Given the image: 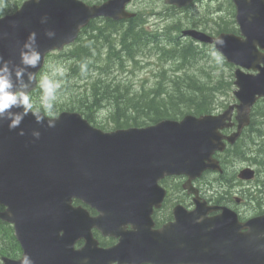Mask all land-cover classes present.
I'll use <instances>...</instances> for the list:
<instances>
[{
  "label": "water",
  "instance_id": "water-1",
  "mask_svg": "<svg viewBox=\"0 0 264 264\" xmlns=\"http://www.w3.org/2000/svg\"><path fill=\"white\" fill-rule=\"evenodd\" d=\"M128 1L87 5L81 0H26L13 14L0 17V56L14 67L22 45L35 32L41 61L30 71L36 80L46 52L73 42L91 18L132 16L125 10ZM165 1L184 6L191 0ZM234 2L243 38L222 33L215 46L226 60L259 71L254 75L235 70L241 127L248 123L257 96H264V56L257 50L264 48V0ZM47 30L55 33L53 38L45 35ZM185 33L212 41L196 30ZM229 114L231 108L217 116L186 115L178 121L110 132L93 127L79 112L45 116L54 127H41L31 114L12 130L0 119V204L6 206L0 217L14 224L23 248L21 259L5 264H21L25 255L33 264H264V215L240 223L235 212L220 207V214L209 217L207 213L219 207L198 197L193 211L177 206L175 221L161 229L152 230L149 217L148 232L140 238L127 239L118 227L124 220L143 217L147 207L138 202L145 196L153 194L151 202L158 205L165 192L157 180L164 174L195 177L203 169L218 168L211 154L224 146L219 129L229 125ZM33 130L40 132L39 138L32 136ZM252 175L248 169L242 172L246 178ZM72 198L101 214L89 217L80 206L71 205ZM92 226L103 234H120V242L111 249L98 248ZM80 238L85 245L75 250Z\"/></svg>",
  "mask_w": 264,
  "mask_h": 264
},
{
  "label": "trees",
  "instance_id": "trees-1",
  "mask_svg": "<svg viewBox=\"0 0 264 264\" xmlns=\"http://www.w3.org/2000/svg\"><path fill=\"white\" fill-rule=\"evenodd\" d=\"M21 1L0 0V15L12 12ZM87 1L99 2L101 0ZM137 20L141 21L142 16L138 15L137 18H130L123 23L110 19L93 20L88 27L82 30V34L77 41L64 50V53L50 54L49 58L52 61L55 57H58L64 62L66 75L63 80L67 79L66 81H81L88 73L96 71L97 67L104 62L101 55L105 53L108 55V63H114L117 60L122 61L126 58L133 59L139 51H143L141 50L142 47L137 44L145 34L146 28L143 23L139 26ZM179 27L178 23H174L175 29ZM168 42H172L173 50H167L166 52H172L175 60L178 61L180 56V63L191 59L188 63L192 66L195 64L194 59L197 55H194L191 43H178L176 39H169ZM81 63L87 64L85 74L80 71ZM173 66L171 76H167L165 80L164 76H161L164 83L157 79V83L151 87V91L144 85L134 89L129 83H126L125 87L112 86L106 81V78L112 77L111 75L104 76V78L96 76L94 79L90 77L85 81L87 84L84 89L79 87L80 91H78L79 88L71 86H68L64 92L59 91L60 94L57 97V101H59L55 104L54 114L62 110H77L91 123L106 127L107 122L99 123L93 113L95 110H106L109 113L108 117L112 122L111 124L115 128L141 126L164 118L177 119L185 112L196 115L209 112L215 91H223L230 84L229 81L222 79V83L221 80L217 82L213 80L212 84L200 82L202 79L196 70H192L188 66L184 72L179 73L177 72L180 67L179 64L174 62ZM41 75H43V72L40 73L39 80ZM192 78H195L198 82ZM217 78L220 79L219 76ZM40 93L38 85L37 89L30 94L37 104L39 102H36L34 98L39 97ZM256 115L264 116V112ZM259 132H263V130H259ZM209 186L214 188L215 192L222 191L223 187L226 188L225 183L215 186L210 183ZM10 232L6 234L9 235V240L10 238L14 240L12 232ZM10 250L13 251V247Z\"/></svg>",
  "mask_w": 264,
  "mask_h": 264
},
{
  "label": "rangeland",
  "instance_id": "rangeland-1",
  "mask_svg": "<svg viewBox=\"0 0 264 264\" xmlns=\"http://www.w3.org/2000/svg\"><path fill=\"white\" fill-rule=\"evenodd\" d=\"M11 1H13V0H11ZM144 5H147L149 7L154 6L156 8V10H158V11L165 9V7L163 6V2L161 0H134L132 5L129 6V9L130 10L131 9L132 10H134V9L138 10L140 7H142ZM11 6H12V4H11ZM217 6H218V4H215V3H213V5H209L206 3L205 4H197L191 10H189L187 13L180 12L179 13L180 19L182 21H186V23L188 22L187 20H189L191 18H194L196 20H200V22L199 21L197 22V25L199 26L198 29H203L207 32L210 31L211 33H215V34H216L215 27L217 26V24L226 23L227 25H230V26H236L234 24H231V23H234V17L231 14V10L228 7L226 8V5H224V6L220 5V7H217ZM216 11H217V13H215ZM205 12H206V15H204ZM209 12H213V14L208 15ZM204 16H206V18ZM181 28H183V26H181ZM144 32H147V31H144ZM169 32H170V35H168V36L171 37L172 34L175 33V29L172 28L169 30ZM99 41H102V40H99ZM199 47H205V46L200 45ZM169 48H171V45L169 46ZM206 48L202 49L203 53H205L204 59L201 60L200 58H198L197 62L194 64L193 69L197 70V72H200V73L202 72V69H203L206 73L210 72L212 76H216V74L218 73V75H223V77H225L227 80L230 72H232L234 70V66H233V68L231 66H230L231 68L225 66L222 63L223 59L219 56L216 59L215 58L213 59L214 53H212V51L210 50V49H212V46L206 47ZM166 53H167L166 57L168 56V59L166 61H164L163 63H160L158 61L157 55L154 52V48L152 47V51H146L143 54L146 66L139 73L131 74L129 72H124V73H122V75H117L116 77H108V78H106V81H108V83H110V85H112V86L120 85L123 87H125L126 83H130V82L134 83V85H136V86L143 84L144 86H146L147 89H149V91H151V87L155 83H157V79L161 83H164L161 76L159 75L158 71H156V69H158V66H161L162 64H164L165 68L170 70V72H168V74H170L171 68L173 67L172 63H174V62L177 63V60H175L174 57L172 56V52H166ZM106 54L107 53L104 54V63L108 64V66L111 67L112 63H108V60H107L108 55H106ZM190 60L191 59H188L184 63H187ZM53 63L63 66L61 61H59V58H54ZM114 71H117V70H114ZM159 71L161 72V70H159ZM219 71H223V74H222V72H219ZM47 73H48V70H45L43 74H47ZM200 76L203 78L208 77L207 75H200ZM192 79L197 81L195 78H192ZM192 79H190V80L193 81ZM191 83H193V82H191ZM161 85H163V84H161ZM161 85H160V88H161ZM80 88L84 89L85 87H80ZM80 88L78 91H80ZM58 94H60V93L58 92ZM216 94L218 96V93H216ZM39 98L40 97L36 96L34 98V100H37L39 102ZM58 101L56 100L55 104ZM217 101H218V103L222 104L224 102V98L220 97L217 99ZM220 104H218V105H220ZM93 113L96 115L97 120L103 121V122H108L109 124L112 123L108 117L109 113L106 110H98V111L95 110ZM106 127H107V129L112 128L113 125H108ZM243 140H244V137H243ZM250 158H251V156H248V155H245V156L233 155L232 157L229 158V163L226 165L227 173H230L233 170H236L240 167L247 165L248 161H250ZM263 175H264V173H260V175L258 176V179H260ZM215 177H216L217 182L220 183L219 179H217L218 176L215 173L212 174V171H211V173L206 174L205 179L201 180L202 186L199 184L201 189H202V192H204L207 195V197L213 196L214 195L213 193L215 192V190H214V188H211L209 185L206 188L205 186H203V182H205L208 179L209 180L214 179ZM255 184H256V182L254 180L251 182H243L242 183V182H239L238 179H236V180L232 179V182H230V187H228L226 185V188L223 187L222 191L217 192V194L220 193V197H222L223 199L219 198V197H215L213 199H219L220 201H224L223 202L224 204H227L230 207L232 206L239 213H241L242 216L248 217L250 215H253L256 211H258V209L255 208L254 202L249 201L248 195L245 194L244 192H248V190L252 189ZM215 185H217V184H214V186ZM242 193H243V195H241ZM239 195L242 196V198H244L245 201L236 202L235 200H233V197L234 198H235V196L239 197ZM0 237H1V235H0ZM2 239H4V238L2 237Z\"/></svg>",
  "mask_w": 264,
  "mask_h": 264
},
{
  "label": "clouds",
  "instance_id": "clouds-1",
  "mask_svg": "<svg viewBox=\"0 0 264 264\" xmlns=\"http://www.w3.org/2000/svg\"><path fill=\"white\" fill-rule=\"evenodd\" d=\"M45 35L48 38H53L55 33L47 30ZM0 61H3L0 64V119H6L8 128L12 130L18 129L24 117L31 114L41 127H54V121H46L45 116L54 115L55 102L58 92L62 88L66 69L62 65L49 63L48 73L41 75L39 80L41 95L37 104L29 94V89L36 83L35 75L30 69L37 68L41 61L36 33H31L22 45L19 63L14 67L10 68L9 62L5 61L3 56H0ZM85 69H87V64L81 63L82 74L86 73ZM19 134L24 135L23 130ZM31 134L36 138L40 136V132L37 130H33ZM21 264H33V262L25 255Z\"/></svg>",
  "mask_w": 264,
  "mask_h": 264
},
{
  "label": "flooded vegetation",
  "instance_id": "flooded-vegetation-1",
  "mask_svg": "<svg viewBox=\"0 0 264 264\" xmlns=\"http://www.w3.org/2000/svg\"><path fill=\"white\" fill-rule=\"evenodd\" d=\"M217 1H221V0H217ZM223 1H226L227 3L228 2L232 3V0H223ZM224 133L227 134L229 132L224 130ZM261 159H262V163L264 165V151H263V153L261 155ZM179 178H180V186H182L183 182L186 180V177L185 176H179ZM193 185L196 188L200 189L198 180H194L193 181ZM178 198H180V199L177 200L178 202H180V204L184 205L188 209L192 208V204H191L192 195L188 194L186 191L180 190V193L178 194ZM162 217L171 219L172 218V211H170V213L166 212L165 214L162 215ZM100 239H104V240H99V242L101 244H104V245L110 244L112 242V240H109L108 238L100 237Z\"/></svg>",
  "mask_w": 264,
  "mask_h": 264
},
{
  "label": "bare ground",
  "instance_id": "bare-ground-1",
  "mask_svg": "<svg viewBox=\"0 0 264 264\" xmlns=\"http://www.w3.org/2000/svg\"><path fill=\"white\" fill-rule=\"evenodd\" d=\"M175 33H177L178 35H180V27L178 29H175Z\"/></svg>",
  "mask_w": 264,
  "mask_h": 264
}]
</instances>
